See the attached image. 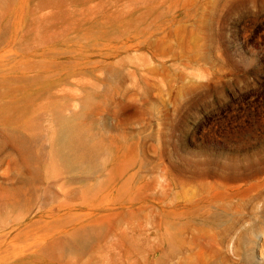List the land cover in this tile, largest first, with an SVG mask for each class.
Listing matches in <instances>:
<instances>
[{
	"label": "rangeland",
	"instance_id": "1",
	"mask_svg": "<svg viewBox=\"0 0 264 264\" xmlns=\"http://www.w3.org/2000/svg\"><path fill=\"white\" fill-rule=\"evenodd\" d=\"M0 264H264V0H0Z\"/></svg>",
	"mask_w": 264,
	"mask_h": 264
},
{
	"label": "bare ground",
	"instance_id": "2",
	"mask_svg": "<svg viewBox=\"0 0 264 264\" xmlns=\"http://www.w3.org/2000/svg\"><path fill=\"white\" fill-rule=\"evenodd\" d=\"M101 149V141L75 117L60 118L55 140V154L68 167L82 160L92 159ZM89 242L88 234L76 236V243L84 247Z\"/></svg>",
	"mask_w": 264,
	"mask_h": 264
}]
</instances>
